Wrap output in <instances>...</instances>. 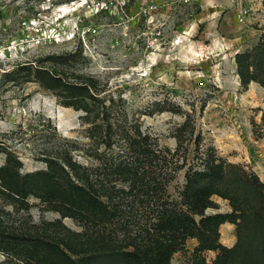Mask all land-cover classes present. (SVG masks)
<instances>
[{"label":"rangeland","instance_id":"rangeland-1","mask_svg":"<svg viewBox=\"0 0 264 264\" xmlns=\"http://www.w3.org/2000/svg\"><path fill=\"white\" fill-rule=\"evenodd\" d=\"M241 1L244 21L252 18L245 27L237 20L240 10L218 19L193 0H0V166L4 152L20 163L21 175L68 158L89 169L99 186L100 159L121 155V135L140 132L168 160L175 136L187 146L182 169L173 174L168 164L162 170L170 179L164 200L179 203L185 173L190 166L201 168L197 157L203 153L264 183V88L249 80L252 55L264 46V0L257 12L250 9L253 0ZM80 82L94 87L91 118L62 106L69 100L62 85ZM176 160L180 164L183 155ZM110 182L114 191H128L127 183ZM101 196L111 214L86 223L47 211L30 195L21 203L0 195V232L43 237L48 245L39 248L56 249V264L63 255L76 260L105 250L131 251L153 232L156 200ZM211 200L215 207L205 217L231 211L227 201ZM218 233L221 245L235 244L233 225L219 226ZM197 246L187 240L170 263L193 264ZM11 254L0 251V264H25ZM199 254L205 264H216L217 252Z\"/></svg>","mask_w":264,"mask_h":264},{"label":"trees","instance_id":"trees-1","mask_svg":"<svg viewBox=\"0 0 264 264\" xmlns=\"http://www.w3.org/2000/svg\"><path fill=\"white\" fill-rule=\"evenodd\" d=\"M236 59L240 56L236 55ZM250 67L249 80L264 88V46L254 51ZM39 71L37 74H42ZM56 82L61 81L56 79ZM62 87L68 96L65 98L69 99L62 106L91 118L97 109L92 103L97 101L94 87L86 82L67 83ZM180 128L178 133L182 132ZM106 137L105 134L106 148H111ZM121 137L123 153L114 158L105 155L100 159V176L104 182H99V186L92 182L89 169H81L68 158L45 162V171L21 175L20 163L4 152L5 163L0 166V195L8 202H20L30 195L47 211L58 213L62 218L91 223L97 214H111L108 212L110 206L100 200L102 194L110 196L115 193L126 198L139 194L141 203L157 201L153 209V214H158L157 224L144 241H137L133 250H105L76 260L63 255L58 264H171L172 256L184 251L189 239L198 242L193 251V264H205L199 254L204 251L218 253L216 264H264V183L254 173L249 174L240 166L214 158L212 152L200 154L197 163L201 168L190 166L185 173L179 203L169 202L163 198L170 179L165 180L162 170L168 164L174 165V174L186 165L187 146L182 136L174 137L176 148L172 154L168 152L170 161L152 147L148 136L140 132L134 138L131 135ZM198 137L193 142L196 147ZM180 154L183 161L173 163L172 159ZM112 178L127 183L128 191L111 189ZM108 196H105L107 200ZM213 196L227 201L231 211L205 217V211L215 207L211 200ZM197 216L200 217L198 222L195 220ZM225 223L235 227L236 242L231 248L218 242V228ZM46 245L48 240L40 236L30 238L0 232V251L24 258L25 264H56L52 262L56 249L46 252V248H39Z\"/></svg>","mask_w":264,"mask_h":264},{"label":"crops","instance_id":"crops-1","mask_svg":"<svg viewBox=\"0 0 264 264\" xmlns=\"http://www.w3.org/2000/svg\"><path fill=\"white\" fill-rule=\"evenodd\" d=\"M197 1L199 4V7L201 11L204 12H210L212 15L211 17H217L218 19L220 16L226 11V12H236L240 10V8L245 5L243 1L241 0H193ZM263 0H253L255 2L253 5L250 6V9H254L256 12L263 10L262 6ZM244 7V6H243ZM245 8V7H244ZM258 15L255 14L256 19L258 20ZM252 18L249 16L248 18H245L244 26H246V22H250Z\"/></svg>","mask_w":264,"mask_h":264},{"label":"built area","instance_id":"built-area-1","mask_svg":"<svg viewBox=\"0 0 264 264\" xmlns=\"http://www.w3.org/2000/svg\"><path fill=\"white\" fill-rule=\"evenodd\" d=\"M245 12L243 10H240L237 14V20L240 24L244 22Z\"/></svg>","mask_w":264,"mask_h":264}]
</instances>
